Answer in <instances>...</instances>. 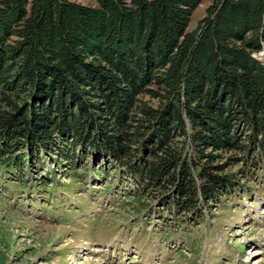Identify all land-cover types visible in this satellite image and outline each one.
<instances>
[{"label": "trees", "instance_id": "trees-1", "mask_svg": "<svg viewBox=\"0 0 264 264\" xmlns=\"http://www.w3.org/2000/svg\"><path fill=\"white\" fill-rule=\"evenodd\" d=\"M95 2L0 0L2 175L111 162L196 220L239 188L233 166L264 169V0H212L191 30L201 0Z\"/></svg>", "mask_w": 264, "mask_h": 264}, {"label": "rangeland", "instance_id": "rangeland-1", "mask_svg": "<svg viewBox=\"0 0 264 264\" xmlns=\"http://www.w3.org/2000/svg\"><path fill=\"white\" fill-rule=\"evenodd\" d=\"M31 160L0 170V264H264V169L233 166L239 188L193 220L141 196L111 162Z\"/></svg>", "mask_w": 264, "mask_h": 264}, {"label": "water", "instance_id": "water-1", "mask_svg": "<svg viewBox=\"0 0 264 264\" xmlns=\"http://www.w3.org/2000/svg\"><path fill=\"white\" fill-rule=\"evenodd\" d=\"M260 54H263V53H260Z\"/></svg>", "mask_w": 264, "mask_h": 264}]
</instances>
